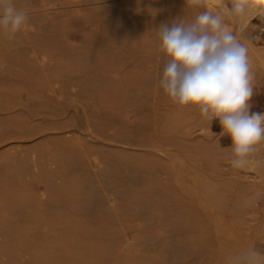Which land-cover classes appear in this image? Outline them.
I'll return each mask as SVG.
<instances>
[{
  "label": "rangeland",
  "instance_id": "1",
  "mask_svg": "<svg viewBox=\"0 0 264 264\" xmlns=\"http://www.w3.org/2000/svg\"><path fill=\"white\" fill-rule=\"evenodd\" d=\"M24 7L34 25L38 17L48 23L42 37L52 47L37 54L28 47L36 74L26 110L0 124V264H225L249 248L264 253V144L247 166L232 167V141L220 135L219 119L178 107L160 88L166 61L155 33L183 16L224 14L249 50L250 112L264 113V3L248 0L240 16L228 11L231 0L203 7L25 0ZM67 70L120 78L124 132L80 127L74 106L65 115L44 113L57 104L50 74ZM78 95L82 115L92 99Z\"/></svg>",
  "mask_w": 264,
  "mask_h": 264
},
{
  "label": "clouds",
  "instance_id": "2",
  "mask_svg": "<svg viewBox=\"0 0 264 264\" xmlns=\"http://www.w3.org/2000/svg\"><path fill=\"white\" fill-rule=\"evenodd\" d=\"M203 7L204 0H186ZM248 0H231L233 15L246 12ZM28 22V14L13 0H0V33L14 36ZM158 51L165 58L160 88L178 107H196L209 123L219 119L221 136L231 138V165L244 168L264 144V113L250 112L255 94L249 50L225 23L224 14L199 12L155 31ZM225 264H264V253L254 247L229 257Z\"/></svg>",
  "mask_w": 264,
  "mask_h": 264
},
{
  "label": "bare ground",
  "instance_id": "3",
  "mask_svg": "<svg viewBox=\"0 0 264 264\" xmlns=\"http://www.w3.org/2000/svg\"><path fill=\"white\" fill-rule=\"evenodd\" d=\"M260 1L264 3V0ZM13 3L18 9L22 10L25 8V0H13ZM35 20H38L37 25L28 20L25 27L14 36L0 33V124L3 126L9 123V114L11 112L14 110H26L21 105L28 103L26 97L27 86L28 83L32 84L35 81V77L31 76V74H36L33 66L29 64L28 47L35 54L44 52L45 49L52 47L50 41H46L42 37L46 35V33H43V28L48 23L44 18L40 17L35 18ZM89 65L94 67L93 63ZM99 70H101V67H96L95 73L99 74ZM49 79L51 80L49 81ZM49 79L48 89L54 94H58L57 104L44 111V113H49L51 116L65 115L66 111L74 106V110L79 114L82 122V125L78 124L80 127L92 128L116 137L119 133L124 132L120 112L121 105L116 103L122 97L121 80L118 76L113 78L104 77V79H97L96 77L86 79L85 76H80L79 73L67 70L62 78H58L55 72H52ZM60 79H64L65 86L58 87L54 85ZM78 81L80 82L77 83ZM76 85L80 87L77 91L74 90ZM80 90H83V96L87 97V100L92 99L91 102L85 103L86 105L82 107L83 116L78 109L79 105L75 101L76 99H74ZM138 129H143V126H139ZM3 130L5 129H0V131Z\"/></svg>",
  "mask_w": 264,
  "mask_h": 264
}]
</instances>
